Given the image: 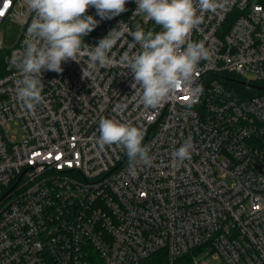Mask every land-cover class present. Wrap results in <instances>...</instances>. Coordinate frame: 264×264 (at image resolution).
Instances as JSON below:
<instances>
[{"label":"built area","instance_id":"2783aa9c","mask_svg":"<svg viewBox=\"0 0 264 264\" xmlns=\"http://www.w3.org/2000/svg\"><path fill=\"white\" fill-rule=\"evenodd\" d=\"M126 8L100 20L90 6L100 23L85 43L121 21L162 30L133 16L135 0ZM33 15L25 0H0V29L21 28L11 48L0 42V264H142L159 253L167 264H206L204 252L215 264H264V0H226L205 13L188 40L203 41L210 60L154 109L133 98L119 62L127 43L118 42L113 62L86 78L87 54L63 62L62 73L44 71L45 103L29 112L11 58ZM231 75L247 90L228 87ZM101 117L142 128L152 164L132 177L123 148L100 149ZM13 123L20 139L8 133ZM188 137L191 159L177 166L172 153Z\"/></svg>","mask_w":264,"mask_h":264},{"label":"clouds","instance_id":"9594fccd","mask_svg":"<svg viewBox=\"0 0 264 264\" xmlns=\"http://www.w3.org/2000/svg\"><path fill=\"white\" fill-rule=\"evenodd\" d=\"M25 3L34 15L26 31L23 51L13 54L11 63L20 77L16 80L17 98L29 112H35L38 105L45 103L44 71L62 73L63 62L80 63V57L87 54V68L82 69L86 78L90 75L88 69L98 70L113 62V49L118 42L127 43L119 62L133 76V98L138 96L145 108L158 107L178 87L194 82L201 60H210L211 52L204 42H191L188 36L203 23L205 13L224 7L226 0H135L133 16L152 20L162 30L145 31L139 24L133 30L121 21L95 46L85 43V38L100 23L87 14L89 7L95 8L100 20H110L128 10V0H25ZM137 45L139 49L134 51ZM195 91L202 92V88ZM117 107L123 110L127 105L120 103ZM98 131L100 149L116 145L125 150L130 176H137L141 167L152 164L150 147L143 144L142 128L101 117ZM193 149L191 137L174 149L172 155L177 166L191 159Z\"/></svg>","mask_w":264,"mask_h":264},{"label":"rangeland","instance_id":"374dc122","mask_svg":"<svg viewBox=\"0 0 264 264\" xmlns=\"http://www.w3.org/2000/svg\"><path fill=\"white\" fill-rule=\"evenodd\" d=\"M137 23L141 25V27H144V23L142 21H138ZM20 32V26L14 23H8L0 29V42H2L5 49H9L15 44L20 35ZM8 133L11 137H14L16 139H20L22 136V130L20 126L15 123L11 124V128L8 130ZM227 182L231 184L232 179H227ZM208 253L210 252H204L203 254L199 255L197 257L198 261H204L206 264H215L216 262L213 260V258L211 256L208 257Z\"/></svg>","mask_w":264,"mask_h":264},{"label":"trees","instance_id":"16d2710c","mask_svg":"<svg viewBox=\"0 0 264 264\" xmlns=\"http://www.w3.org/2000/svg\"><path fill=\"white\" fill-rule=\"evenodd\" d=\"M88 15H91V14H88ZM95 29L91 33L88 34V36L85 38V42L89 41L90 38L94 35ZM2 62H3V54L0 53V70H2V67H3ZM227 79L228 81L226 82V84L228 85V87H230L232 90L236 92H243L244 90H247L248 88L245 82H243L242 80H240L238 77L234 75L229 76ZM184 260L185 259H183L182 262L184 264H187L188 259H186L185 261ZM142 264H167V262H166V258L164 254L159 253V254L153 255L151 258L144 261Z\"/></svg>","mask_w":264,"mask_h":264},{"label":"snow or ice","instance_id":"6c2138e0","mask_svg":"<svg viewBox=\"0 0 264 264\" xmlns=\"http://www.w3.org/2000/svg\"><path fill=\"white\" fill-rule=\"evenodd\" d=\"M185 99H187V98L185 97Z\"/></svg>","mask_w":264,"mask_h":264}]
</instances>
